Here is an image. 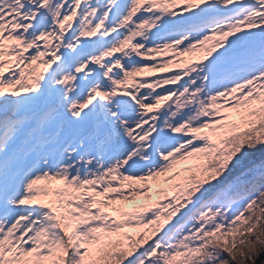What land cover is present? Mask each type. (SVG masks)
Masks as SVG:
<instances>
[{
	"label": "snow or ice",
	"instance_id": "snow-or-ice-1",
	"mask_svg": "<svg viewBox=\"0 0 264 264\" xmlns=\"http://www.w3.org/2000/svg\"><path fill=\"white\" fill-rule=\"evenodd\" d=\"M262 252L264 0H0V264Z\"/></svg>",
	"mask_w": 264,
	"mask_h": 264
},
{
	"label": "rangeland",
	"instance_id": "rangeland-1",
	"mask_svg": "<svg viewBox=\"0 0 264 264\" xmlns=\"http://www.w3.org/2000/svg\"><path fill=\"white\" fill-rule=\"evenodd\" d=\"M181 7L182 6H178L176 10L179 11ZM171 56H172V52L170 51L167 54H161L160 56L157 57V59L158 60H163V59L170 58ZM174 71H179V69L174 67L167 73H154L153 76L150 77V79H154V78H156L158 76L169 75V74H171V72H174Z\"/></svg>",
	"mask_w": 264,
	"mask_h": 264
},
{
	"label": "trees",
	"instance_id": "trees-1",
	"mask_svg": "<svg viewBox=\"0 0 264 264\" xmlns=\"http://www.w3.org/2000/svg\"><path fill=\"white\" fill-rule=\"evenodd\" d=\"M257 162H259V157L258 156H257ZM261 257H264V252L261 253ZM248 264H252V262L249 261ZM257 264H259V260L257 261Z\"/></svg>",
	"mask_w": 264,
	"mask_h": 264
}]
</instances>
